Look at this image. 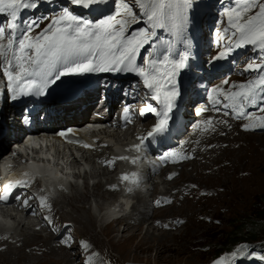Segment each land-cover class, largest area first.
<instances>
[{
  "label": "snow or ice",
  "instance_id": "6c2138e0",
  "mask_svg": "<svg viewBox=\"0 0 264 264\" xmlns=\"http://www.w3.org/2000/svg\"><path fill=\"white\" fill-rule=\"evenodd\" d=\"M40 2L42 0H0V14L6 17L4 22H0V72L7 79L12 98L44 96L50 85L66 76L132 73L140 78L133 87L142 84L146 90L145 96L160 106L158 110L146 103L140 109V116L153 113L158 118L151 130L145 136L138 137L139 142L132 146L136 152H140L149 138L165 131L170 113L180 95L176 78L187 67L190 59L187 49L173 54L170 43L158 56L159 50L154 46V41L160 39L158 32L164 30L176 36L182 35L192 0H132L131 4L128 0H119V8L115 14L95 22L74 14L67 6L61 7L51 17L43 15L21 18L23 11L37 9ZM104 2L105 0H68L70 5L84 8ZM134 8L138 11H134ZM222 15L226 18L227 26L222 28V34L217 33L216 44L219 50L211 57L212 61L225 60L236 49L247 46H251V50L257 55L247 58L244 63L242 74L251 73V78L239 83H230L225 79L222 85L209 90L211 110L222 113L224 117L247 121L242 124L245 131L264 129V0H232ZM44 20L49 22L41 28ZM141 23L145 26L132 28ZM161 43L164 44L165 41ZM142 50L145 52L143 57ZM138 58L142 63H137ZM249 108H256L261 115L249 112ZM208 110V107H203L196 114L200 115ZM131 116V107L124 106L122 119L126 124L132 122ZM218 123L230 127L226 119H221ZM201 125H197L201 135L216 131L212 119L202 121ZM59 135L67 138L65 132H60ZM83 147L89 148L91 145L84 144ZM179 155L176 151L167 152L161 160ZM117 159L127 160L128 157ZM132 175L133 182L138 185L139 181L135 179L137 174ZM121 179L128 180L129 177L125 174ZM30 186L31 182L28 180L6 183L3 185L0 201L6 202L13 188ZM16 199L21 198L17 196ZM35 199L41 209L51 211L47 195H40ZM155 204L159 206L161 201L157 200ZM22 207H31L29 199L23 200ZM44 219L52 224L48 216ZM81 245L85 250L89 248L87 242L82 241ZM93 255L88 256L85 264H92ZM244 258H258L264 262V253L257 254L254 250L249 251L247 245H242L229 256L218 258L213 264H237Z\"/></svg>",
  "mask_w": 264,
  "mask_h": 264
},
{
  "label": "bare ground",
  "instance_id": "6f19581e",
  "mask_svg": "<svg viewBox=\"0 0 264 264\" xmlns=\"http://www.w3.org/2000/svg\"><path fill=\"white\" fill-rule=\"evenodd\" d=\"M167 44L168 41L164 43L165 46ZM0 79L6 80L2 72ZM223 87L227 88L226 85ZM121 94L116 91L109 93L114 99V109L118 107ZM0 100L3 108L9 103L3 95H0ZM184 115L186 117L180 118L186 123H177L182 131V137L178 139L186 135L189 137L174 150L180 153L173 157L178 163L169 167L152 164L145 172L137 173L133 165L126 160H118L116 156L119 145L126 146L142 131L148 132L147 128L154 123V119H141L127 125L122 136L113 134L103 137L102 143L112 145L106 148L99 146L94 152L79 150L81 155L77 159L65 151H56L53 159L64 161L59 165L61 173L75 180L70 181L67 188L58 186L53 196L46 194L51 204L50 212L41 209L35 199L46 193L40 182L35 186L37 190L28 192L26 197L31 208L11 216L16 223L13 229L7 232L0 229V264H72V259L80 254L84 256L83 264L90 254H94L92 264H118L148 258L152 252L159 257L179 252L180 247L176 243L183 236L179 228L203 226L201 218L217 205L223 187L231 184L236 188L237 180L245 170L242 155L236 154L241 150L236 139L226 133L213 139L208 134L214 132L201 135L197 128L202 121L212 119L216 131L230 132L236 124L235 120L205 111L198 123H194L198 116L193 115L190 119L187 111ZM221 119L228 120L230 127L218 123ZM190 126L193 128L185 133ZM127 146L134 151L132 144ZM113 160L114 165L108 163ZM85 165L89 167L87 170L83 169ZM124 172L128 173L129 179L121 183L120 176ZM133 173L137 174L138 185L132 182ZM79 178L83 181L82 187L76 182ZM193 185L198 187L193 188ZM129 188L132 190L129 191ZM120 194L136 200L130 212L125 208L126 203L119 200ZM157 200L161 201V205L155 204ZM114 215L118 216L109 221ZM45 216L52 220L51 225L44 219ZM35 218L40 220V224ZM198 218L200 220L193 223ZM121 224L124 225L123 230ZM66 233L69 238L65 240L67 243H62L59 238ZM81 235L89 238V242L86 241L89 244L87 250H79ZM113 252L118 256L115 257Z\"/></svg>",
  "mask_w": 264,
  "mask_h": 264
},
{
  "label": "rangeland",
  "instance_id": "374dc122",
  "mask_svg": "<svg viewBox=\"0 0 264 264\" xmlns=\"http://www.w3.org/2000/svg\"><path fill=\"white\" fill-rule=\"evenodd\" d=\"M107 1L113 0H105V2ZM128 3L131 4L132 0H128ZM94 5L101 6L103 3ZM65 6L69 7L74 14L80 11L78 15L87 19L88 16L86 12L76 9L75 6L70 5L68 2ZM224 6H226L225 0H202L200 4V8L205 10L213 7L218 8L217 15L213 19V22L216 23V28L214 29V27L210 25L207 27V31L210 34L211 39L216 38L217 33H221L222 28L227 26L226 18L222 15ZM117 7L119 8V5ZM58 11L59 8L55 10V13H58ZM134 11H138V9L134 8ZM221 21L224 23H221ZM144 26L145 25L139 26L137 29ZM233 69L235 70L236 67L234 66ZM227 78H224V80ZM224 80L217 82V85L222 83ZM236 80L240 81L241 78H236ZM212 86L213 84L211 83V87ZM226 86L228 87V85ZM199 107V105H188L186 107V111L188 112L190 119L193 118V115L198 116V118L193 120L194 123H198L202 116V113L200 115L196 114L201 109H198ZM208 111L216 113L211 109ZM216 114L220 118H224L222 113ZM242 124L244 123L236 121L234 128L230 132L223 130L208 134L215 139L218 136H221L222 133H226L236 139L241 145V150L236 154L242 155L241 159L245 162V170L243 175L239 176L236 188L231 184L223 187V194L222 196H219V200L216 202L217 205L212 209H209L205 217L201 218L203 226L195 228L189 225L188 228H179L183 232V236L180 237L178 243H176L179 244V252L166 253L160 257L156 256L154 252H152L148 258L140 260H126L118 264H213V262L218 258L229 256L232 251L236 250H224L225 244L228 242L230 237L229 234L232 231V228L229 225L236 223V221H241L242 219H253L254 223L259 224L260 226H262L261 224H264V220H260L259 218L260 214H262L264 210V129L256 128L255 130L245 131L242 128ZM192 128L193 126H190L184 132L189 133ZM187 137L189 136H184V140L181 143H183ZM130 200L131 202H136L134 199ZM115 218L116 217L113 216V218L111 217L109 221L114 220ZM35 220L36 223L40 224V220L36 218ZM199 220L200 218L193 223H196ZM120 228L123 230L124 225L121 224ZM81 236V242L89 240L88 237H84L83 235ZM68 238L69 236L66 233L59 239L61 241H65ZM80 241L78 242V247L79 250L82 251L83 247ZM113 255L115 257L118 256L115 252H113ZM246 261L247 258L240 259L237 264H243ZM83 263L84 256L82 254L78 255L77 258L72 259V264Z\"/></svg>",
  "mask_w": 264,
  "mask_h": 264
},
{
  "label": "trees",
  "instance_id": "16d2710c",
  "mask_svg": "<svg viewBox=\"0 0 264 264\" xmlns=\"http://www.w3.org/2000/svg\"><path fill=\"white\" fill-rule=\"evenodd\" d=\"M263 213L260 214V220H264ZM261 225L254 223L253 219H242L229 225L232 231L224 250H234L239 245H247L249 251L264 253V224Z\"/></svg>",
  "mask_w": 264,
  "mask_h": 264
}]
</instances>
